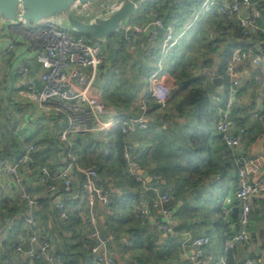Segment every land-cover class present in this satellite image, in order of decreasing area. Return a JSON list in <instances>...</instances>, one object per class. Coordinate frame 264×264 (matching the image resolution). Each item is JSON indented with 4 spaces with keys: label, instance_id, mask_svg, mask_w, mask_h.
Wrapping results in <instances>:
<instances>
[{
    "label": "crops",
    "instance_id": "obj_1",
    "mask_svg": "<svg viewBox=\"0 0 264 264\" xmlns=\"http://www.w3.org/2000/svg\"><path fill=\"white\" fill-rule=\"evenodd\" d=\"M258 1L264 6V0ZM256 3L257 0L254 1ZM249 13L248 9L244 12L245 15ZM134 14L127 23L132 24L138 20L141 24L151 19L148 13ZM217 16L206 14L203 21L168 57L161 55L158 43L151 45L147 33L139 38L137 51H130L125 39L120 40L117 34L103 39L111 44L113 51L122 48L118 51L117 65L112 69L109 53L105 52L103 72L96 86V91L105 99L114 119L122 121L138 112L139 103L148 97L152 88L151 78L157 71H161L159 78L175 94L166 109H157L150 114L148 130L129 136L127 140L134 146L140 173L147 183L153 184L159 177L161 190L174 192L175 199L171 204L169 219L178 231L177 235L157 226L158 221L168 220L158 211H151L147 219L139 215L135 204L139 187L126 175L117 153L103 154L99 135L71 134L69 145L64 143L60 140V133L65 128V122L58 117L45 115L35 103L22 95L25 81L16 74L15 66L26 57V51L19 47L4 58L0 64V145L4 156L13 160L27 146L36 144L42 146H38L37 160L45 166L59 168L64 166L68 152L81 165H98L101 168L98 182L112 193L111 208L98 204L90 209L83 200V190L79 183L74 184L66 196L51 195L37 182L35 175L24 167L20 170L25 186L33 191L40 202L36 216L43 234L50 237L52 255L61 256L66 264H92V226L86 218L90 212L99 219L103 235L112 237V247L119 264H194L191 260L192 249L184 250L181 245L182 234L185 232L192 236L206 233L212 238L207 252L216 257L224 254L231 237L239 230L240 202L236 197V170L221 137L215 132V124L208 144L216 169L207 175H197L205 169L200 167L203 164H199V171L191 170L189 160L183 154L189 137L188 130H192L196 124L197 110L188 105L185 91L176 94L179 87L171 72L173 65L178 64L180 68H186L195 76L203 78L198 85L216 88L225 85L227 95L226 84L221 81L218 85L209 81L203 76L204 71L209 69L217 72L227 50L231 54L235 47L252 46L261 34L249 28L248 34H243L244 38L235 37L230 42L214 31L213 25L219 22ZM5 34L0 22V36ZM30 65L34 68V75L38 76L40 67L33 59H30ZM252 74L260 76L262 82L246 83L240 90L239 103L245 111L244 119H247L251 111L264 110V93L259 88L264 87V68L253 69ZM215 89L210 92L214 105V97L218 96ZM244 122L250 129V135L244 143L246 153L254 150L264 155V140L259 138L264 131L263 126L253 121ZM225 164L228 169L223 172ZM259 165L257 179H263L264 162L260 161ZM10 181L7 179V183L0 189L3 198L0 213V264H5L7 259L11 264H42L33 263L27 254L17 252L13 246V243H17L28 248L30 244L22 237L25 218L28 216L27 204L21 192L10 186ZM64 196L73 210L83 211L79 220L65 222L58 218L54 204ZM152 197L153 193L149 192L148 201ZM254 208L256 213L251 215L248 227L252 242H239L233 247L237 264H247V260L254 255L264 253V201L254 205ZM136 231L143 234L137 245L130 242L131 235L135 236Z\"/></svg>",
    "mask_w": 264,
    "mask_h": 264
},
{
    "label": "built area",
    "instance_id": "obj_2",
    "mask_svg": "<svg viewBox=\"0 0 264 264\" xmlns=\"http://www.w3.org/2000/svg\"><path fill=\"white\" fill-rule=\"evenodd\" d=\"M149 21L136 25L134 22L123 25L124 39L135 50V44L143 34H148L154 44L158 43L161 55L168 57L169 53L178 47L191 33L206 14L219 15V22L213 25L218 34L234 41L236 29L248 34L247 29L260 32L261 38L252 46L235 47L227 60L225 75L220 76L215 70L206 69L203 73L209 81L215 83L220 78L227 86L225 99L215 96L218 106V119L215 132L221 137L226 152L232 161L238 179L236 197L240 202L238 216L239 230L236 232L225 252L220 257L207 252L212 238L206 233L192 236L182 234V248L192 249L191 260L194 264H227L226 253L236 243L250 244L251 234L248 230L253 206L264 201V178L257 179L260 170L259 162H264V155L250 150L245 151L244 143L250 135V129L244 120L260 123L264 128V110H254L245 118L244 108L239 103V93L246 83H261L260 76L252 74L253 69L264 68V6L257 0H173L175 6L187 4L186 15L176 22L165 24L164 16L159 9V0H147ZM250 13L245 15L244 12ZM149 10V11H148ZM144 27V28H143ZM152 27V29L150 28ZM5 36H0V64L19 47L26 51V57L15 66L16 74L25 81L22 95L47 116H55L65 122V128L60 133V140L69 145V135L95 134L101 138L104 155L110 154V140L117 125L126 136L144 132L150 128V111L166 109L173 100L172 88L161 81L157 71L151 78L152 88L148 97L139 103L138 112L118 121L110 115V107L103 96L96 91L105 63L104 47L99 43L90 42L83 36L74 35L69 30L58 26V23H38L27 25L24 21H6L3 25ZM121 50V48H120ZM30 59L40 67L38 76ZM162 69V68H161ZM160 69V70H161ZM251 77V78H250ZM250 78V79H249ZM149 99H152L149 102ZM156 104V107L154 104ZM244 117V118H243ZM264 140V131L259 135ZM67 150V148H65ZM39 149L34 145L27 146L15 159L10 160L1 154L0 145V189L11 179L10 186L20 191L27 204L28 216L22 237L29 242V247L13 243L17 252L27 254L34 263L65 264L58 256L52 255L50 237L43 234L37 219L40 206L30 189L25 186V180L20 173L24 167L37 177V182L46 188L51 195L67 194L76 183L83 190V200L93 209L102 204L111 208L113 199L110 191L97 183L98 167L84 166L77 162L74 156L67 152L64 166L49 168L37 160ZM123 157L127 163L126 171L139 184L140 197L135 200L139 215L147 219L151 211H158L167 217L166 222L158 221L157 226L168 233L178 234L169 219L171 204L175 199L172 190L162 191L159 177L153 184L147 183L140 173L139 162L134 154V146L126 142ZM264 172V170H263ZM84 179L81 182V179ZM154 197L148 201L147 194ZM3 198L0 195V213ZM54 210L62 221L81 218L83 211L73 210L68 205L65 196L54 204ZM87 222L92 226L90 259L92 264H119L112 247V237L103 235L97 216L90 212L86 215ZM136 238L131 235L130 242ZM264 253H259L247 260V264H262ZM5 264H11L7 259Z\"/></svg>",
    "mask_w": 264,
    "mask_h": 264
},
{
    "label": "trees",
    "instance_id": "obj_3",
    "mask_svg": "<svg viewBox=\"0 0 264 264\" xmlns=\"http://www.w3.org/2000/svg\"><path fill=\"white\" fill-rule=\"evenodd\" d=\"M182 4L184 5L183 7L179 6V5L175 6V4L173 3L172 0H167L166 2L164 1V10H160V12H161L162 16H164L165 24H169L173 21L176 22V20L179 21L180 19L184 18V16L187 13V10L185 8H187L188 5L185 3H182ZM98 9L101 10L103 15L111 12V9L108 6L98 7ZM174 16H175V18H174ZM123 32L124 31L121 29V30H118V31L110 34L107 37L108 38L113 37L117 34L119 39L123 40L124 39V35H123L124 33ZM80 34L86 36L90 42H94V43H98V42L100 43L101 42V44L104 47V51L109 53V59L111 61V69L115 68V66L117 65V62H118V57H117L118 56V50L113 51L112 48L110 47L111 44H108L106 39H105V41H103V39L95 40L87 34H83V33H80ZM260 36L262 37V35H260ZM235 37L236 38H239V37L244 38V35L240 29H236ZM261 37H259V38H261ZM225 54L226 55H225V59L222 62V66H219V69L217 71L220 76L225 75V69L227 67V59L230 57V52L228 50L225 52ZM171 72L174 75V77L176 78V80H177L176 84L179 87L178 93H176V94H179L180 92L185 91L186 92L185 97H186L188 105L195 107L197 110L196 124L192 128V130H188L189 137L187 140L186 150H185L183 156L189 160L188 162L191 165L190 167H191L192 171H199L200 167L205 168L204 172H202V170H200L199 174H197V175H200L202 173L207 175L210 171L216 169V166L213 164V160H212V156H211L209 144H208L210 136H211V129L218 119L217 107L214 106V104L212 103V97L210 96V92L213 91V88L215 89L216 87L215 86H209V85H206V86L198 85L200 82L203 81L202 80L203 78L200 76H195L193 73H191L186 68H180L178 64L175 66L173 65ZM153 104L156 107V104L155 103H153ZM152 112H154V111L151 110L150 114ZM128 137L129 136H126L122 133L120 125H117L116 129L112 133L111 140H110V143L112 145V147L110 149V154H113V153L118 154V158L121 162V165L124 167L125 171H126L127 163L123 157V154H124L126 142L128 141L127 140ZM34 146L37 147L38 145L34 144ZM1 154L3 155V157H5L2 151H1ZM199 164H203V165L199 167ZM84 166H96V167H98V175L100 174L101 168L98 165H95V164L89 165L88 164V165H84ZM49 168H52V167H49ZM227 169H228V165L225 164L222 167V171L225 172ZM126 175L129 177V179H131V181L136 186L139 187V191L137 194V198H139L140 194H141V189H140L139 184L133 179V177H131L127 173V171H126ZM81 180H82L81 182H83L84 179L82 178ZM97 183H99L98 179H97ZM100 185L103 186L102 184H100ZM79 186L81 187L80 183H79ZM104 188L108 189L111 193V190L109 188H107V187H104ZM32 193H33V191H32ZM111 195H112V193H111ZM65 196H66V194H65ZM254 213H256L255 208L252 209L251 215ZM79 219L80 218H77V219L73 218L71 220H68V222L69 221H77ZM232 231H233V233H235V231L233 229H232ZM142 235L143 234L140 231L135 232V238H136V240L134 242L135 245H137L141 242ZM91 241H92V239H91ZM92 243H93V241L91 242V245H90V255H91ZM226 257H227V264H237L236 258H235V250L233 248H231L227 251ZM65 264H66V262H65Z\"/></svg>",
    "mask_w": 264,
    "mask_h": 264
},
{
    "label": "water",
    "instance_id": "obj_4",
    "mask_svg": "<svg viewBox=\"0 0 264 264\" xmlns=\"http://www.w3.org/2000/svg\"><path fill=\"white\" fill-rule=\"evenodd\" d=\"M147 0H0V22L24 21L27 25L60 23L101 40L116 32ZM255 1V0H253ZM111 12L84 19L94 7ZM152 29V27H150ZM218 85L221 79L214 81Z\"/></svg>",
    "mask_w": 264,
    "mask_h": 264
},
{
    "label": "rangeland",
    "instance_id": "obj_5",
    "mask_svg": "<svg viewBox=\"0 0 264 264\" xmlns=\"http://www.w3.org/2000/svg\"><path fill=\"white\" fill-rule=\"evenodd\" d=\"M160 1V4H159V9L160 10H164V1L166 2L167 0H159ZM173 1V0H172ZM143 9H139L138 11H136L135 13H137V14H139V15H141V14H147V9H148V4H144L143 5V7H142ZM149 11V10H148ZM97 15H103L102 14V12H101V10L100 9H98V7H94V8H92V12L89 14V15H86L87 17H85L84 19H92L94 16H97ZM135 16V14H133L131 17H134ZM131 17H130V19H131ZM144 18V16H140V18L141 19H143ZM136 20V19H135ZM134 20V21H135ZM128 22V19L124 22V24L125 23H127ZM136 25H141L140 24V21H138V20H136L135 22H134ZM123 24V25H124ZM123 25L121 26V28H119L118 30H121V29H123L122 27H123ZM58 26L59 27H61V28H63V29H65V30H69L71 33H73L74 35H80V36H83V37H85L86 39H87V37L86 36H84V35H81L80 34V32H77V31H75L74 29H71L70 27H68V26H66V24H60V23H58ZM144 28V27H143ZM117 30V31H118ZM148 38H149V41L151 42V45L152 44H154V42L151 40V38H150V36H148ZM128 45V44H127ZM128 47H129V49H130V51H133V50H131V48H130V46L128 45ZM122 49V48H121ZM138 50V42H136V44H135V50L134 51H137ZM118 51H121L120 50V48H118ZM260 88V90H261V92H263L264 93V87L263 86H260L259 87ZM215 93H216V95H218V96H220V97H222L223 99H225V97H226V90H225V85H221V86H218L216 89H215ZM39 147H42V146H40V145H38ZM36 147L37 149H39V147ZM231 242V240L229 241V243Z\"/></svg>",
    "mask_w": 264,
    "mask_h": 264
}]
</instances>
